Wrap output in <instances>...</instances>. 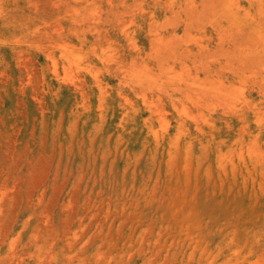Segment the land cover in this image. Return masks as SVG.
I'll return each mask as SVG.
<instances>
[{
  "label": "rangeland",
  "instance_id": "rangeland-1",
  "mask_svg": "<svg viewBox=\"0 0 264 264\" xmlns=\"http://www.w3.org/2000/svg\"><path fill=\"white\" fill-rule=\"evenodd\" d=\"M0 264H264V0H0Z\"/></svg>",
  "mask_w": 264,
  "mask_h": 264
},
{
  "label": "bare ground",
  "instance_id": "bare-ground-1",
  "mask_svg": "<svg viewBox=\"0 0 264 264\" xmlns=\"http://www.w3.org/2000/svg\"><path fill=\"white\" fill-rule=\"evenodd\" d=\"M49 50H51V49H49ZM65 50V49H64ZM47 56V55H46ZM90 73H92V72H90ZM94 73V72H93ZM95 74V73H94ZM96 77V76H95ZM97 79V78H96ZM161 110H163V109H161ZM161 112V111H160ZM163 112V111H162ZM132 115H134V114H132ZM129 116V115H128ZM238 150V149H237ZM173 159V158H172ZM41 226V225H40ZM237 232V231H236ZM185 241H186V239H185ZM89 246V245H88ZM193 250V249H192ZM245 251V250H244ZM93 252V251H92ZM186 253V252H185ZM241 254V253H240ZM186 255V254H185Z\"/></svg>",
  "mask_w": 264,
  "mask_h": 264
}]
</instances>
